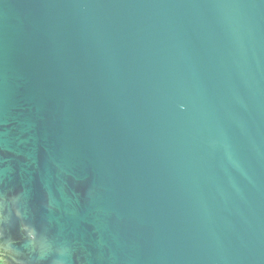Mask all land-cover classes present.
<instances>
[{
  "label": "water",
  "instance_id": "water-1",
  "mask_svg": "<svg viewBox=\"0 0 264 264\" xmlns=\"http://www.w3.org/2000/svg\"><path fill=\"white\" fill-rule=\"evenodd\" d=\"M0 264H264V0H0Z\"/></svg>",
  "mask_w": 264,
  "mask_h": 264
},
{
  "label": "clouds",
  "instance_id": "clouds-1",
  "mask_svg": "<svg viewBox=\"0 0 264 264\" xmlns=\"http://www.w3.org/2000/svg\"><path fill=\"white\" fill-rule=\"evenodd\" d=\"M26 231H27V234H28V238L29 239H34L35 238V232H34V230H30V229H27L26 228Z\"/></svg>",
  "mask_w": 264,
  "mask_h": 264
}]
</instances>
